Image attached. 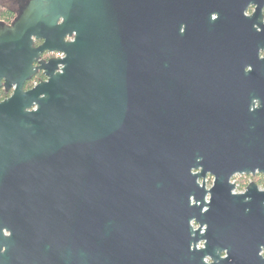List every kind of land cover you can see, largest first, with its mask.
Here are the masks:
<instances>
[{"label":"water","instance_id":"water-1","mask_svg":"<svg viewBox=\"0 0 264 264\" xmlns=\"http://www.w3.org/2000/svg\"><path fill=\"white\" fill-rule=\"evenodd\" d=\"M127 1L136 55L117 16L99 26V0H29L0 20V87L15 85L0 100V220L46 224L32 237L21 226L27 264H264V189L234 193L231 180L264 173V102L236 105L203 58L210 12L228 0ZM77 16L66 66L25 90L40 50L62 49ZM70 223L72 253L58 245Z\"/></svg>","mask_w":264,"mask_h":264},{"label":"flooded vegetation","instance_id":"flooded-vegetation-1","mask_svg":"<svg viewBox=\"0 0 264 264\" xmlns=\"http://www.w3.org/2000/svg\"><path fill=\"white\" fill-rule=\"evenodd\" d=\"M29 0H0V7L6 10L7 15L0 17V20L12 22L21 12ZM105 0H99L98 21L99 26L105 17L109 20L116 17L119 21L120 32L124 39L129 42V50L136 55L138 50V21L135 8L128 5L127 0H119L117 11L107 2L105 7L102 6ZM107 13V14H106ZM69 12L61 16L59 22L69 25ZM107 20L105 22L107 26ZM143 24V23H142ZM76 29L71 32L67 29L63 37L62 49H42L39 55L33 60V67L36 71L24 82V89L28 90L42 81L49 79L46 69L57 72L62 66H66L72 55L70 41H74L76 34L83 32V20L77 16ZM101 27V26H100ZM96 28V27H95ZM206 47L204 50L205 61L213 65L221 66V76L216 78L214 85L217 90L226 92V87H232L235 90L229 93L236 97L232 101L242 107L244 110H255L260 108L264 102V0H228L226 8L211 10L210 17L207 21L206 29ZM96 36V30H95ZM141 45L143 43V25L141 26ZM34 46H40L44 37L33 36ZM96 52V49H95ZM84 47L81 44L77 47V61L84 63ZM53 59H63L57 66H54ZM65 60V61H64ZM43 65V66H42ZM231 70V74L227 75ZM15 85L6 88L5 85L0 87V100L9 97L14 90ZM34 105L30 110H36ZM245 173H236L231 180L235 183L234 193L246 190L251 180L256 181L260 189H264V173L256 172L251 175L252 179L244 186L242 182L233 180L235 175ZM211 179L214 176L210 173L207 177ZM207 184V180H206ZM213 184V183H212ZM210 183V186L212 185ZM209 186V187H210ZM208 187V185H207ZM241 187L242 189H238ZM195 224V223H194ZM29 226L30 230L26 235L32 237L39 232L41 225L45 223L32 221L21 223L17 219L13 221L0 220V264H27L21 250V226ZM197 226V223L195 224ZM80 222H77V246L79 247ZM65 246L72 253L74 245V224L70 223L68 229L63 233V239L58 243ZM264 258V246L260 251ZM222 256H228V249L222 252ZM209 260V258H208ZM32 261L29 259V263Z\"/></svg>","mask_w":264,"mask_h":264},{"label":"rangeland","instance_id":"rangeland-1","mask_svg":"<svg viewBox=\"0 0 264 264\" xmlns=\"http://www.w3.org/2000/svg\"><path fill=\"white\" fill-rule=\"evenodd\" d=\"M252 179V177H251V175H246V174H243V175H235L234 177H233V180H235L236 182H238V181H241L242 182V186H244L245 187V185L250 181ZM207 185H208V187L210 186V183L212 184L213 183V180H214V178L213 177H211V179L209 178V176L207 177ZM239 190L240 189H242L241 187H239L238 188ZM208 198H209V196H208ZM195 223V222H194ZM196 224V223H195Z\"/></svg>","mask_w":264,"mask_h":264},{"label":"trees","instance_id":"trees-1","mask_svg":"<svg viewBox=\"0 0 264 264\" xmlns=\"http://www.w3.org/2000/svg\"><path fill=\"white\" fill-rule=\"evenodd\" d=\"M7 15V12H6V10L4 11V9H2L1 7H0V17H4V16H6ZM0 94H1V92H0ZM1 98V97H0Z\"/></svg>","mask_w":264,"mask_h":264}]
</instances>
